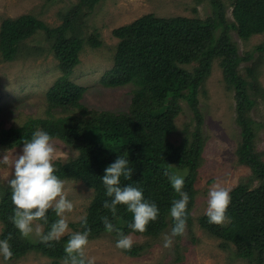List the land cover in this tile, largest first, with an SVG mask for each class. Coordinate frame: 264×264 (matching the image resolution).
Masks as SVG:
<instances>
[{
  "label": "trees",
  "instance_id": "1",
  "mask_svg": "<svg viewBox=\"0 0 264 264\" xmlns=\"http://www.w3.org/2000/svg\"><path fill=\"white\" fill-rule=\"evenodd\" d=\"M101 0H79L62 16V24L49 28L32 16H20L3 20L0 25V54L4 62H11L18 55L22 43L38 31L52 40L51 50L62 73L45 92L48 103L43 119L29 118L20 127H0V147L18 148L30 140L39 130L48 132L53 141H60L77 151V156L63 165H56V175L61 179L78 180L91 189L93 197L85 216L87 224H70L73 231L90 229L89 240L108 235L116 240L118 232L151 240L159 238L167 227H172L169 209L179 195L174 192L165 172H185L183 190L189 194L186 228H191L190 208L193 202L195 168L202 151L196 95L200 84L209 76L213 60H219L223 81L234 88L236 124L240 128L236 157L238 165L250 171V180L240 183L230 191L231 201L227 209L230 218L221 225L208 223L205 215L197 220L200 230L220 240L221 246L235 247V258L249 264H262L264 259V152L256 150L255 132L249 112L258 101H264V89L253 77V69L245 68L250 82L243 80L237 71L241 60L230 45L227 34L216 32L228 26L237 31L240 38L264 34V0H233L234 23L225 25L220 13L219 0H210L215 17L206 21L181 17L158 19L149 14L129 25L112 30L118 40L113 67L100 79L105 88L133 86L128 111L115 114L107 111L87 110L80 100L84 88L69 81V76L79 64V54L84 45L93 49L101 47L97 35H87L86 18ZM220 20V21H218ZM261 51V48H258ZM248 91L253 93L252 96ZM181 102L188 104L197 125L180 144L173 145L169 137L175 133V119L181 110ZM1 110V108H0ZM60 111L59 116L54 111ZM75 111V112H74ZM77 111V112H76ZM126 156L133 168L130 179L121 177V185L133 184L143 190L144 197L155 202L159 214L143 233L132 232L128 225L132 213L124 205H118L113 216L103 207L105 188L100 177L106 166L117 156ZM14 205L8 183L0 194V223L3 225L0 239L8 238L13 255L5 262L18 261L34 252L60 264L65 256L64 247L70 235L44 242L22 236L12 223ZM113 223L112 232H106L102 217ZM58 217L49 210L43 231L47 232ZM137 258L145 252V246H132L122 250Z\"/></svg>",
  "mask_w": 264,
  "mask_h": 264
},
{
  "label": "rangeland",
  "instance_id": "2",
  "mask_svg": "<svg viewBox=\"0 0 264 264\" xmlns=\"http://www.w3.org/2000/svg\"><path fill=\"white\" fill-rule=\"evenodd\" d=\"M78 2L79 0H0V25L3 20L29 15L49 28H57L62 24V16ZM219 2L223 7L220 13H223L225 25L234 23L231 14L233 0ZM213 9L210 0H101L86 18L87 35H97L101 47L93 49L84 45L79 54V64L69 76V81L84 88L80 104L87 110L115 114L128 111L133 86L105 88L100 83V79L114 64L118 40L112 36L113 29L129 25L149 14L158 19L181 17L206 21L215 17ZM221 32L227 34L230 45L235 48L240 59L250 57L248 61L241 60L237 67L243 80L250 82L244 69L251 68L254 71L253 77L264 89V34L243 39L229 26H221L216 33L220 35ZM52 44V40L46 39L44 32L38 31L22 43L13 61L4 62L0 54V127H20L29 118H45L48 109L45 92L62 75L51 50ZM258 48L262 50L259 51ZM219 63V60H213L209 76L197 89L196 102L202 121L198 127L202 151L199 165L195 168L194 197L190 208L191 228H185L183 235L174 237L170 248L162 245L164 236L170 233L171 227H167L154 240L131 235L133 246H145V252L137 258H130L121 249H117L116 242L108 235L91 239L85 248V255L92 258L94 264H249L235 258L233 245L221 246L220 240L200 230L197 224L198 218L205 215L207 192L213 184H219L230 191L240 183H250L251 188L257 187V182L249 178V169L237 162L235 152L240 128L235 122L234 88L223 81ZM248 94L253 95L251 91ZM180 105L181 110L175 119L176 131L169 137L170 142L176 146L197 125L188 104L181 102ZM54 115L59 116L60 111H54ZM249 116L255 132V148L264 152V101H258L250 110ZM53 143L57 149L53 160L55 167L76 158L78 153L75 149L60 141L54 140ZM22 147H0V194L12 178L13 162L15 156L21 153ZM175 175L186 176L183 170ZM65 188L68 199L74 205L73 210L65 214L69 228L73 231L70 224H77L79 218L85 216L93 192L82 182L72 179L66 180ZM35 224L33 222L34 227ZM2 228L0 223V234ZM69 234L71 233L66 232L62 237ZM25 238L40 240L35 232L24 237V240ZM0 264H51V261L29 252L15 262H5L0 256Z\"/></svg>",
  "mask_w": 264,
  "mask_h": 264
},
{
  "label": "clouds",
  "instance_id": "3",
  "mask_svg": "<svg viewBox=\"0 0 264 264\" xmlns=\"http://www.w3.org/2000/svg\"><path fill=\"white\" fill-rule=\"evenodd\" d=\"M56 151L52 136L44 130H39L33 133L30 140L23 143L21 153L15 156L12 178L8 180L11 201L14 205L12 223L22 236L28 237L35 232L44 242L59 240L66 232H70L71 235L64 247L63 264H94V260L85 255L90 229L85 227L83 231H72L69 228L65 214L70 213L74 205L66 194V180L56 175V167L53 163ZM132 171L127 155L117 156L105 167L100 179L105 188V195L110 199L104 201L103 207L109 209L115 216L118 205L126 206L132 213V221L128 228L132 232L143 233L146 226L157 219L159 208L155 202L144 197L140 187L133 184L121 185V177L125 180L130 179ZM164 174L174 192L179 195V198L171 203L169 215L172 218V227L170 233L164 236L162 245L164 248H170L173 238L185 232L190 197L183 190L184 176L167 172ZM230 201V190L219 184H213L207 192L205 216L208 223L216 225L226 223L230 219L227 215ZM49 210L58 217L51 223L49 230L44 232L42 223H36L34 227V221L47 223ZM79 220L81 225L87 224L86 216H81ZM102 223L106 232L116 230L107 216L102 217ZM116 231L119 238L115 247L125 251L130 250L133 246L131 235ZM12 255L9 239H0V256L8 260Z\"/></svg>",
  "mask_w": 264,
  "mask_h": 264
}]
</instances>
